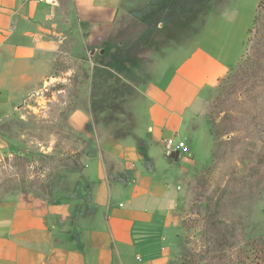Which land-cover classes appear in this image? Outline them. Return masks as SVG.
<instances>
[{"label":"rangeland","instance_id":"374dc122","mask_svg":"<svg viewBox=\"0 0 264 264\" xmlns=\"http://www.w3.org/2000/svg\"><path fill=\"white\" fill-rule=\"evenodd\" d=\"M256 1L126 0L112 36L97 47L79 46L67 8L61 29L66 39L52 76L38 92L0 108V204L16 201L48 214L78 196L70 175L82 170L84 154L102 149L104 128L131 124L135 115L140 121L137 110L106 109L123 95L109 91L104 73L117 71L137 86L156 82L186 59L207 24L234 19L237 12L244 20ZM259 1L242 60L193 105L177 133L192 157L175 162L163 135L151 141L155 164L175 168L180 205L170 264H264V0ZM115 113L129 118L117 120ZM76 115L83 131L72 124Z\"/></svg>","mask_w":264,"mask_h":264},{"label":"crops","instance_id":"0c3cea01","mask_svg":"<svg viewBox=\"0 0 264 264\" xmlns=\"http://www.w3.org/2000/svg\"><path fill=\"white\" fill-rule=\"evenodd\" d=\"M125 1L0 0V108L38 92L52 76L67 8L79 46L97 47L112 36ZM259 2L244 20L237 12L207 24L186 59L156 82L137 86L117 71L104 73L109 91L123 95L106 109L137 110L140 121L135 115L131 124L104 128L102 149L84 154L82 170L70 175L79 189L70 202L48 214L16 201L0 204V264L171 263L180 205L175 168L155 164L151 141L161 134L165 148L193 105L242 60ZM72 124L83 131L78 115Z\"/></svg>","mask_w":264,"mask_h":264},{"label":"built area","instance_id":"2783aa9c","mask_svg":"<svg viewBox=\"0 0 264 264\" xmlns=\"http://www.w3.org/2000/svg\"><path fill=\"white\" fill-rule=\"evenodd\" d=\"M39 1L50 5L58 4V0H39ZM165 146L168 155L171 152H178L179 157H187V158L192 157V152L190 148L183 141H177L175 138H170L165 141Z\"/></svg>","mask_w":264,"mask_h":264},{"label":"water","instance_id":"95a60500","mask_svg":"<svg viewBox=\"0 0 264 264\" xmlns=\"http://www.w3.org/2000/svg\"><path fill=\"white\" fill-rule=\"evenodd\" d=\"M169 158L173 161L177 162L179 160V153L178 152H171L169 154Z\"/></svg>","mask_w":264,"mask_h":264}]
</instances>
